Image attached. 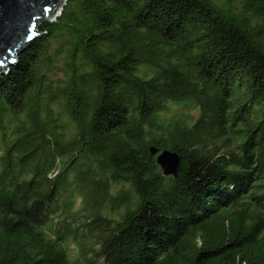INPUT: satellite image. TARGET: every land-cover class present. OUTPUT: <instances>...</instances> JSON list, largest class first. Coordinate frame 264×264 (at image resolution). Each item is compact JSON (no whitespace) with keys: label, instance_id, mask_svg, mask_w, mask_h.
Masks as SVG:
<instances>
[{"label":"trees","instance_id":"trees-1","mask_svg":"<svg viewBox=\"0 0 264 264\" xmlns=\"http://www.w3.org/2000/svg\"><path fill=\"white\" fill-rule=\"evenodd\" d=\"M39 32L0 74V264H264V0H67Z\"/></svg>","mask_w":264,"mask_h":264},{"label":"water","instance_id":"water-1","mask_svg":"<svg viewBox=\"0 0 264 264\" xmlns=\"http://www.w3.org/2000/svg\"><path fill=\"white\" fill-rule=\"evenodd\" d=\"M67 0H0V74L19 61L18 57L39 32V25L51 21ZM164 174L177 176L180 156L170 150L151 147Z\"/></svg>","mask_w":264,"mask_h":264},{"label":"rangeland","instance_id":"rangeland-1","mask_svg":"<svg viewBox=\"0 0 264 264\" xmlns=\"http://www.w3.org/2000/svg\"><path fill=\"white\" fill-rule=\"evenodd\" d=\"M72 247H73V250L77 249V248H76V245H72Z\"/></svg>","mask_w":264,"mask_h":264}]
</instances>
